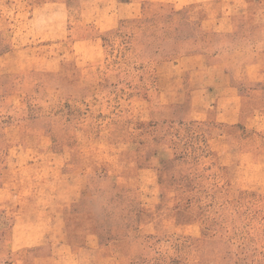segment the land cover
Segmentation results:
<instances>
[{
    "label": "rangeland",
    "instance_id": "rangeland-1",
    "mask_svg": "<svg viewBox=\"0 0 264 264\" xmlns=\"http://www.w3.org/2000/svg\"><path fill=\"white\" fill-rule=\"evenodd\" d=\"M60 1L0 0V264H264V0Z\"/></svg>",
    "mask_w": 264,
    "mask_h": 264
},
{
    "label": "crops",
    "instance_id": "crops-1",
    "mask_svg": "<svg viewBox=\"0 0 264 264\" xmlns=\"http://www.w3.org/2000/svg\"><path fill=\"white\" fill-rule=\"evenodd\" d=\"M88 1V0H87ZM56 4L60 6V8H66V3L57 0ZM140 4L141 2L138 0H133L132 3H129V8L131 9V12H135L140 10ZM89 5V3H87ZM84 12V9L81 10ZM63 24H66L63 22ZM260 62V61H259ZM211 66H209L210 69ZM216 73L212 72V67L209 70V73H207V76L209 77L207 85H202L200 89L192 91L193 95H200V103L195 104L192 106V110H197L198 113L197 118H205L211 112H214L216 114V119L223 121L224 123L234 125L240 121V114L242 110V101L239 97H241L240 87L237 84H234L231 79L229 73L227 71L223 70L220 67H214ZM200 71H203L198 68L194 69L195 73H198ZM247 72H253L255 75H251L249 78L250 81L256 82V81H264V66L262 63L253 62L250 63L247 66ZM206 71V70H204ZM217 78L215 85L213 86L212 78ZM219 97L218 101H216L213 97ZM199 111V112H198ZM216 112V113H215ZM225 113V116H224ZM255 116V115H254ZM257 118H260L259 116H256ZM264 119V116H263ZM249 126L252 125V123H248ZM52 222V221H49ZM43 238V236L41 237ZM39 237V239H41ZM38 240V239H37ZM43 243V242H42ZM34 245L41 244L38 241H33ZM30 245V244H27Z\"/></svg>",
    "mask_w": 264,
    "mask_h": 264
}]
</instances>
